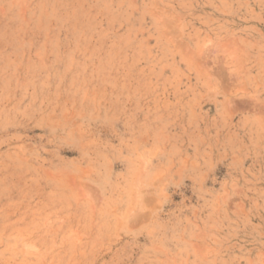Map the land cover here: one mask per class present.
Masks as SVG:
<instances>
[{
  "label": "rangeland",
  "instance_id": "374dc122",
  "mask_svg": "<svg viewBox=\"0 0 264 264\" xmlns=\"http://www.w3.org/2000/svg\"><path fill=\"white\" fill-rule=\"evenodd\" d=\"M0 264H264V0H0Z\"/></svg>",
  "mask_w": 264,
  "mask_h": 264
},
{
  "label": "bare ground",
  "instance_id": "6f19581e",
  "mask_svg": "<svg viewBox=\"0 0 264 264\" xmlns=\"http://www.w3.org/2000/svg\"><path fill=\"white\" fill-rule=\"evenodd\" d=\"M141 160H142V159H141ZM147 164H148V163H147ZM147 164H146V165H147ZM144 166H145V165H144ZM143 168H144V167H143ZM143 168H142V169H143ZM145 169H147V167H145ZM142 172H145V171H142ZM143 175H144V174H143ZM158 180H159V179H158ZM138 186H139V185H138ZM142 193H143V192H142ZM138 194H139V193H138ZM135 199H136V198H135ZM136 202H137V201H136ZM135 204H137V203H135ZM133 205H134V204H133ZM137 205H138V204H137ZM136 207H137V206H136ZM148 207H149V205H148ZM132 210H133V209H132ZM134 210H135V209H134ZM140 212H141V211H140ZM144 213H145V212H144ZM139 214H140V213H139ZM69 238H70V237H69ZM66 241H67V239H66ZM78 242H79V241H78ZM55 256H56V255H55Z\"/></svg>",
  "mask_w": 264,
  "mask_h": 264
}]
</instances>
